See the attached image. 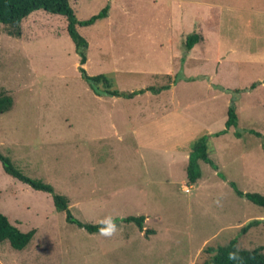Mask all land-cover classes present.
I'll use <instances>...</instances> for the list:
<instances>
[{"label": "rangeland", "instance_id": "374dc122", "mask_svg": "<svg viewBox=\"0 0 264 264\" xmlns=\"http://www.w3.org/2000/svg\"><path fill=\"white\" fill-rule=\"evenodd\" d=\"M69 3L79 21L108 7L106 18L77 27L87 75L122 92L170 88L97 97L63 16L37 10L20 37L0 25V94L12 98L0 114V152L66 196L82 223L112 215L121 227L105 238L67 223L50 194L0 165V213L20 232L35 230L23 250L0 242V264H201L215 244L264 247V210L229 185L264 195V0ZM192 34L202 39L188 51ZM230 106L236 127L208 138L217 168L200 162L201 178L187 184L189 145L224 130ZM127 216H144L143 229L122 223Z\"/></svg>", "mask_w": 264, "mask_h": 264}, {"label": "trees", "instance_id": "16d2710c", "mask_svg": "<svg viewBox=\"0 0 264 264\" xmlns=\"http://www.w3.org/2000/svg\"><path fill=\"white\" fill-rule=\"evenodd\" d=\"M37 10H43L44 12L63 16L65 18L66 31L74 44L75 53L79 56V71L82 79L95 96L125 97L130 99L137 93L141 94L144 91L151 92L152 94H159L160 92L170 88L169 85H163L159 87L151 86L144 89V91L139 90L137 93L122 92L114 89L111 82L105 75H87L83 65L87 61L86 49L88 44L87 41L78 33L77 27L90 26L96 21L106 18L108 7H104L98 14L91 16L87 20L79 21L70 6L69 0H0V25H4L8 28V34L10 36L20 37L21 22ZM200 39L201 36L198 34L189 35L185 42V48L190 50L196 43L199 42ZM11 107L12 98L5 94H0V114L8 112ZM237 121L238 119L234 106H230L227 110V119L224 130L213 134H203L196 138L191 145H189L187 165L185 167L187 184L194 185L201 178L200 162L210 165L213 169L217 168L209 157L207 144L208 138L213 135L220 136L225 134L226 130L231 127H236ZM253 134L260 137L259 133L253 132ZM235 136L239 137L238 134H235ZM0 165L7 175L15 178L23 184L28 185L33 190L50 194L56 211L65 213L67 223L74 224L90 234L98 233V224L91 225L82 223L73 217L68 207L69 199L66 196L56 194L53 191V188L48 184H44L23 175L14 166L12 161L1 152ZM229 185L233 188L237 196L245 198L252 204L264 210V195L259 193H243L237 189L233 182H230ZM144 220V216H127L121 219L122 223L134 224L139 230L143 229ZM259 222L260 220H252L242 227L241 231L245 233L250 227ZM34 234V229L25 233L20 232L4 215L0 213V242L8 241L10 247L14 250H23L30 243ZM263 251V246L253 249L238 248L235 241L232 240L227 244H215L203 249V259L201 264H264Z\"/></svg>", "mask_w": 264, "mask_h": 264}, {"label": "clouds", "instance_id": "9594fccd", "mask_svg": "<svg viewBox=\"0 0 264 264\" xmlns=\"http://www.w3.org/2000/svg\"><path fill=\"white\" fill-rule=\"evenodd\" d=\"M98 235L111 238L121 231L120 225L117 223L116 218L112 215H107L98 221Z\"/></svg>", "mask_w": 264, "mask_h": 264}, {"label": "built area", "instance_id": "2783aa9c", "mask_svg": "<svg viewBox=\"0 0 264 264\" xmlns=\"http://www.w3.org/2000/svg\"><path fill=\"white\" fill-rule=\"evenodd\" d=\"M190 189H191V188H190L189 186L185 185V184L182 186V190H183V192H185V193H189V192H190Z\"/></svg>", "mask_w": 264, "mask_h": 264}, {"label": "crops", "instance_id": "0c3cea01", "mask_svg": "<svg viewBox=\"0 0 264 264\" xmlns=\"http://www.w3.org/2000/svg\"><path fill=\"white\" fill-rule=\"evenodd\" d=\"M204 18H205V17H204ZM207 34H209V36H212V34H210L209 32H207ZM204 37L206 38L205 34H204ZM201 39H202V37H201ZM215 43H216V48L219 49V47H218V46H219L218 43H217V42H215ZM196 44H197V43H196ZM192 48H193V47H192ZM192 48H191V49H192ZM191 49H190V50H191ZM186 50H187V49H186ZM188 51H189V50H188ZM216 54H218V53H216ZM202 80H205V79H202ZM213 84H214V83H213ZM34 235H35V234H34Z\"/></svg>", "mask_w": 264, "mask_h": 264}]
</instances>
